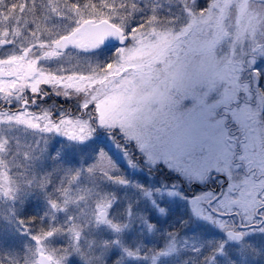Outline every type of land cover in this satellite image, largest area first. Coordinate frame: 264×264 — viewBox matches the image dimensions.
<instances>
[{
    "label": "rangeland",
    "instance_id": "rangeland-1",
    "mask_svg": "<svg viewBox=\"0 0 264 264\" xmlns=\"http://www.w3.org/2000/svg\"><path fill=\"white\" fill-rule=\"evenodd\" d=\"M263 8L264 0H0V41L10 43L0 46V103L18 105L24 89L41 85L90 104L86 117L57 121L52 105L0 113V264H39L40 255L49 264L264 261V226L231 242L224 232L234 220L208 213V193L185 196L168 175H151L167 168L203 184L223 174L218 211L246 214L263 202L258 175L232 170L225 126L232 96L244 101L241 75L262 66ZM87 20H107L127 42L93 53L51 47ZM105 204L110 223L97 220ZM170 218L184 230L171 232Z\"/></svg>",
    "mask_w": 264,
    "mask_h": 264
},
{
    "label": "flooded vegetation",
    "instance_id": "flooded-vegetation-1",
    "mask_svg": "<svg viewBox=\"0 0 264 264\" xmlns=\"http://www.w3.org/2000/svg\"><path fill=\"white\" fill-rule=\"evenodd\" d=\"M257 4V1H254ZM259 5V3L257 4ZM264 9V8H263ZM254 36V35H253ZM258 36L255 41L264 42V37ZM246 40V39H244ZM241 41V40H240ZM243 42V41H241ZM250 43L251 40L247 39L243 43ZM237 73H240V69L235 70ZM242 74V72H241ZM6 79V78H5ZM240 85L243 87L244 91L239 93L240 98L244 100L243 103L240 101H235L234 96H232L230 103L229 111L231 113V117L226 120V142L227 148L231 153V162L233 164L232 170L236 172H242L246 170L248 173L246 175L249 178L250 173L254 175H258L257 183H259V191L264 190V102H261L260 108L256 106V98L264 100V56L262 66L260 64L254 65V70H249L247 68L246 71L243 72V76L241 75ZM261 97H260V96ZM0 103V113H9V114H19L18 112H23L26 109H30L32 111H36V109L52 105L53 110L49 112V115L53 121H57L63 117H72L77 116L78 118H84L87 116V112H89L90 104H85L83 97H79L78 95L71 94V98L68 96L65 97L61 93H53L52 91H46L41 85L38 86V89L34 91H30L28 89H24L21 95V100L19 104H15L12 102L1 101ZM5 102V103H4ZM236 105V107H234ZM238 106L242 107L239 108ZM238 109L241 112H238ZM94 113V112H92ZM246 114L245 118H239ZM255 115V116H254ZM88 121H90L93 116L88 114ZM91 117V119H90ZM35 128L39 131V125H35ZM247 151L248 154L245 152ZM237 156L240 159L237 161ZM160 171L164 172V175H168L166 179H173L178 182L179 192L183 193L185 196L194 197L196 193L204 191L208 193L209 197L204 203L205 209L206 203L209 202L214 196H216L220 192V188L222 185V177L212 181L205 182L203 184L197 183L196 181L186 183L180 176L179 172L170 173L169 175L168 169H160ZM238 174V173H237ZM218 180H221L222 183H218ZM188 189H190L189 195ZM264 192V191H263ZM221 198V197H220ZM261 200L263 202L258 204L257 206L248 207L246 214L240 213L239 211H232L230 213H236L240 219L243 217H249L248 223L242 225H250L257 224L261 217L264 219V210H260L256 212L258 208L264 207V194L261 195ZM219 202V198L211 204V208L216 210L214 207ZM218 211V210H216ZM210 214V213H209ZM236 216H232L229 219L235 220L233 231L240 232L241 234L246 231L258 229L251 228L247 230H240L237 226ZM264 226V223L262 224ZM261 226V227H262Z\"/></svg>",
    "mask_w": 264,
    "mask_h": 264
},
{
    "label": "water",
    "instance_id": "water-1",
    "mask_svg": "<svg viewBox=\"0 0 264 264\" xmlns=\"http://www.w3.org/2000/svg\"><path fill=\"white\" fill-rule=\"evenodd\" d=\"M81 31L86 32V36L88 41L93 44L91 46H78L75 45L77 36H81ZM127 39L122 36V32L113 24L101 20L99 22L92 23L91 21H86L82 24V26L73 30L66 36L59 38L56 41L51 43L52 48L57 51H64L69 47H80L87 48L86 52H93L96 50L98 46H108L114 44H125ZM9 43L5 41H0V46H8ZM6 74L0 70V77H5ZM223 216V215H222ZM227 235L234 241H238L240 239L239 235H233L232 233H227ZM40 264H48L49 261L41 256L39 258Z\"/></svg>",
    "mask_w": 264,
    "mask_h": 264
},
{
    "label": "snow or ice",
    "instance_id": "snow-or-ice-1",
    "mask_svg": "<svg viewBox=\"0 0 264 264\" xmlns=\"http://www.w3.org/2000/svg\"><path fill=\"white\" fill-rule=\"evenodd\" d=\"M107 208H108V205H107V204L99 206V214H98V216H97V220H98L99 222H102V223H104V222L110 223V222H108V221L106 220V209H107ZM161 211H162V209H161ZM110 226H111L114 230L119 231V226H117V225H110Z\"/></svg>",
    "mask_w": 264,
    "mask_h": 264
},
{
    "label": "bare ground",
    "instance_id": "bare-ground-1",
    "mask_svg": "<svg viewBox=\"0 0 264 264\" xmlns=\"http://www.w3.org/2000/svg\"><path fill=\"white\" fill-rule=\"evenodd\" d=\"M75 45H80V46H91L93 44H91L86 36V32L85 31H81V36L79 39H77Z\"/></svg>",
    "mask_w": 264,
    "mask_h": 264
}]
</instances>
